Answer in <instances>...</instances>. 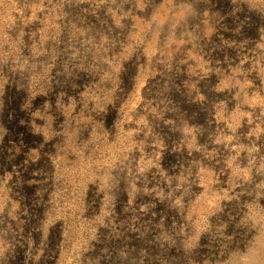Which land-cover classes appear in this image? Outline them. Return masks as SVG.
Segmentation results:
<instances>
[{
    "label": "rangeland",
    "instance_id": "1",
    "mask_svg": "<svg viewBox=\"0 0 264 264\" xmlns=\"http://www.w3.org/2000/svg\"><path fill=\"white\" fill-rule=\"evenodd\" d=\"M0 264H264V0H0Z\"/></svg>",
    "mask_w": 264,
    "mask_h": 264
}]
</instances>
